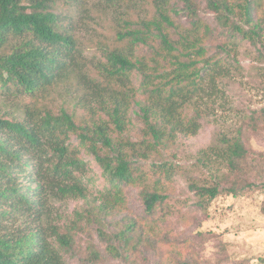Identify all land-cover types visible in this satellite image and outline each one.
<instances>
[{
	"label": "trees",
	"instance_id": "obj_1",
	"mask_svg": "<svg viewBox=\"0 0 264 264\" xmlns=\"http://www.w3.org/2000/svg\"><path fill=\"white\" fill-rule=\"evenodd\" d=\"M58 1L81 15L90 2L0 0V98L23 104L20 118L0 111V264H208L197 251L205 233L197 242L159 228L175 177L184 175L204 213L221 196L264 191V152L245 137L264 131V108L218 134L187 168L170 156L221 108L224 81L241 70L237 46L263 42L264 0H204L212 21L199 0H151L152 17L122 20L116 46L97 62L86 59L73 18L55 11ZM181 15L186 23L176 22ZM68 85L81 92L74 108L54 112L48 97ZM83 154L99 166L102 190L91 192ZM198 171L207 176H190ZM129 189L140 197L136 216L124 214ZM70 200L86 205L73 220L57 207ZM79 233L90 239L84 251ZM180 245L189 251L179 254Z\"/></svg>",
	"mask_w": 264,
	"mask_h": 264
},
{
	"label": "rangeland",
	"instance_id": "obj_2",
	"mask_svg": "<svg viewBox=\"0 0 264 264\" xmlns=\"http://www.w3.org/2000/svg\"><path fill=\"white\" fill-rule=\"evenodd\" d=\"M201 16L212 21L213 16L206 11L204 0ZM88 10L66 6L62 1L55 5L60 16L73 18L74 32L80 41L86 59L97 62L105 60V50L116 46V31L124 19L139 20L150 18L154 14L151 0L138 1L133 5H119L105 7L101 0H90ZM176 22L186 23L181 15ZM144 54L145 51H141ZM237 62L241 66L240 72L233 78L224 81L226 90L225 100L216 114L207 117L199 133L191 138L179 137L171 154V160L187 168L195 163L201 150L209 146L220 133H234L242 124V118L254 111L264 108V40L258 46L250 42H242L237 46ZM92 68V67H91ZM81 92L75 86H60L53 90L46 104L54 112L62 107L72 111ZM25 102L29 103L28 99ZM17 99L0 98V111L10 114V118L22 117L21 106ZM82 115L83 111L78 110ZM139 127L136 123L137 131ZM133 133V134H134ZM248 143L257 151L264 152V131H250L245 134ZM76 143L75 138H73ZM88 163V176L93 179L91 192L102 190L105 182L101 170L95 160L82 155ZM194 179L205 177V171L190 173ZM173 197L170 201L171 209L165 216V223L160 224L161 232L172 234L175 238L190 239L198 242L199 233L206 235L203 245H198L197 251L201 259L208 264H262L264 259V215L261 211L264 202V191L255 190L238 198L221 196L209 207L206 213L197 210L194 205L195 195L189 190L186 178L182 173L176 175L173 183ZM128 207L124 211L127 216H136L141 211V201L137 189L126 192ZM67 220H73L76 211L86 208L84 201L70 200L57 205ZM93 241L98 243L93 233ZM90 239L84 233L78 234L77 246L84 251ZM187 245H180L179 254L186 253ZM176 253V252H175ZM172 253L171 260L176 256ZM175 256H174V255ZM70 264H83L78 260ZM112 264H120L114 262Z\"/></svg>",
	"mask_w": 264,
	"mask_h": 264
}]
</instances>
